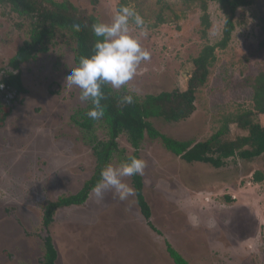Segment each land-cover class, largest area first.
<instances>
[{
  "label": "rangeland",
  "instance_id": "374dc122",
  "mask_svg": "<svg viewBox=\"0 0 264 264\" xmlns=\"http://www.w3.org/2000/svg\"><path fill=\"white\" fill-rule=\"evenodd\" d=\"M33 1L41 12L54 9L50 2H67L78 14L104 23L111 22L119 3L135 9L147 35L131 22L129 35L140 40L151 58L123 88L140 99L185 91L193 60L222 38L224 16L213 2L207 4L210 27L203 37L199 2ZM263 18L264 0H252L235 12L230 41L225 49H215L207 82L196 92L195 112L177 123L149 119L155 130L197 143L230 118L254 111L245 83L264 71ZM29 30V19L0 3V79L11 72L8 62L28 40ZM53 32L48 53L20 66L26 93L15 96L0 89L1 111L7 113L0 122V264H42L46 237L57 254L55 264H173L165 240L190 264H264V155L254 161L232 160L216 170L186 164L147 136L136 152L123 133L117 139L121 156L113 155L110 164L118 166L134 152L146 162L139 176L151 223L160 235L146 227L135 192L121 201L111 190L102 201L89 195L81 205L57 209L44 227L45 207L79 194L95 168L92 146L107 140L102 123L89 133L71 120L88 104L80 101L78 88H63L77 66V37L59 26ZM257 120L264 124L263 116ZM227 125L229 138L245 135L234 124ZM255 173L262 175V182H253ZM123 181L133 188L131 177Z\"/></svg>",
  "mask_w": 264,
  "mask_h": 264
},
{
  "label": "trees",
  "instance_id": "16d2710c",
  "mask_svg": "<svg viewBox=\"0 0 264 264\" xmlns=\"http://www.w3.org/2000/svg\"><path fill=\"white\" fill-rule=\"evenodd\" d=\"M98 0H92L96 4ZM199 2L201 10L200 26L203 27L201 34L206 36L210 27L209 15H207L208 2L219 5L224 16L222 38L214 46H206L200 55L193 60L194 71L188 79L185 91L164 92L158 95H148L140 99L133 95L132 104H121L120 98L129 93L125 88L120 92H115L111 86H104V99L101 104L104 109V116L100 120L90 119L86 113L91 108L88 103L84 110L76 112L71 120L84 132L92 131L98 124L102 123L106 128L107 140L96 142L92 146L93 156L95 157V168L92 176L85 181L80 192L76 196L60 198L53 203H49L44 209V227L52 223L54 212L63 207L71 205H81L84 199L90 195L91 189L100 180L101 169L110 164L113 155L121 156L118 151L117 139L121 134H126L128 143L137 152L145 136L151 141L159 140L166 152L179 158L186 164L200 163L210 169H220L225 167L232 160L254 161L264 155V124H261L257 117H264V71L253 78L246 79V87L252 93V112L236 115L209 139L194 143L192 141H178L160 134L148 121L149 119H162L167 123H177L185 121L195 112L196 92L205 85L209 75V67L215 61L214 51L216 48L225 49L232 32L234 31L235 12L239 8L247 7L252 4V0H184ZM0 3H8L13 13L19 17L27 18L30 22L29 38L17 50L15 55L9 60L8 66L11 72H6L0 79V89L14 92V95L26 93L20 81V66L34 61L39 54H47L49 44L54 38V27L59 26L73 31L77 37V48L75 49V64H78L81 56H90L96 38L94 37L91 26L98 21L91 15L78 14L77 9L67 2L53 3L54 9L50 12H41L34 5L33 0H0ZM123 6L119 3L117 9ZM88 21L92 24L88 25ZM264 23V18L262 19ZM79 24L80 31H75L73 25ZM264 32V26H262ZM91 35V37L89 36ZM264 36V34H263ZM264 46V39L261 44ZM132 95V94H131ZM0 102V122L5 120L7 113L1 111ZM227 124H234L237 129L244 132V136H237L235 139L229 138V128ZM134 152L132 157L137 158ZM254 183L263 181L260 173L253 176ZM135 192L136 203L143 216L146 227L149 231L158 235L160 233L151 223V211L144 195L142 180L139 175L131 176ZM227 201H231L229 197ZM165 251L173 264L188 263L167 240ZM44 251L42 264H55L57 254L52 245L51 239L46 237L43 242Z\"/></svg>",
  "mask_w": 264,
  "mask_h": 264
},
{
  "label": "clouds",
  "instance_id": "9594fccd",
  "mask_svg": "<svg viewBox=\"0 0 264 264\" xmlns=\"http://www.w3.org/2000/svg\"><path fill=\"white\" fill-rule=\"evenodd\" d=\"M134 23L142 35H147L144 19L129 6L120 7L110 23L97 22L91 26L96 38L90 56H81L78 64L65 78L63 88L80 90L81 102L90 103L86 115L92 120L104 116L101 101L104 99V86L119 90L134 79L142 62L149 61L151 53L144 49L138 38L129 35V24ZM80 31V25H73ZM134 97L125 94L121 104H132ZM146 162L131 157L118 166L107 164L101 169L100 180L91 189L90 195L102 201L106 191H113L119 200H126L134 190L123 181L124 177L143 175Z\"/></svg>",
  "mask_w": 264,
  "mask_h": 264
}]
</instances>
